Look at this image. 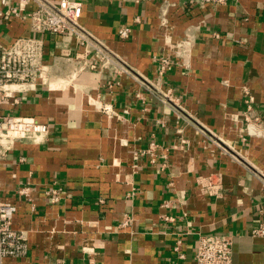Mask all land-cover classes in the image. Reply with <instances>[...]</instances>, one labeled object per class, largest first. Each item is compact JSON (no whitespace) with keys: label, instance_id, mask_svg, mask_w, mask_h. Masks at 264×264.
<instances>
[{"label":"crops","instance_id":"obj_1","mask_svg":"<svg viewBox=\"0 0 264 264\" xmlns=\"http://www.w3.org/2000/svg\"><path fill=\"white\" fill-rule=\"evenodd\" d=\"M75 1L108 59H77L75 39L46 35L44 83L0 107L49 128L0 163V198L15 204L12 227L28 241L24 257L4 264H195L199 234L231 235L233 264H264V239L250 236L264 216V0L191 9L183 0ZM26 31L12 21L0 38ZM182 37L187 66L158 76L154 58ZM154 88H170L171 102ZM248 101L256 132L244 119ZM151 142L154 154H139ZM209 175L218 196L199 184ZM24 185L28 197L17 195ZM58 187L65 194L51 204L45 192Z\"/></svg>","mask_w":264,"mask_h":264},{"label":"built area","instance_id":"obj_2","mask_svg":"<svg viewBox=\"0 0 264 264\" xmlns=\"http://www.w3.org/2000/svg\"><path fill=\"white\" fill-rule=\"evenodd\" d=\"M136 2L142 0H133ZM229 0H183L187 9L206 4L225 5ZM0 25L6 26L12 21L23 24L27 31L13 37L9 41L0 38V107L5 105H17L20 96L35 91L39 84L44 83L46 65L44 64V44L46 35H60L64 41L75 39L77 45L82 47V52L76 54V58L87 59L90 53L97 54L98 58L106 63L108 56L101 44L94 38L92 33L79 24L82 12L81 2L75 0H0ZM166 11L164 10V13ZM165 21L162 19L161 24ZM118 38L125 40L130 35L127 27L118 30ZM189 52V41L182 37L175 42L171 53H161L154 58L157 65V75L162 76L171 67L176 65L187 66L186 61ZM184 63V64H183ZM93 67V65H92ZM163 103L172 100V90L154 88ZM249 102V103H248ZM245 102L244 119L250 130L257 131L250 125V120L257 121L256 115L252 114L251 102ZM99 108L108 113L106 105ZM250 112V113H249ZM48 126L39 123L32 117L17 116L10 111L0 113V163L7 160L10 152L19 142H43L48 133ZM159 146L151 142L149 146L140 150L139 154H154ZM21 157L19 161H23ZM199 184L206 187L209 194L218 196L221 183L214 175L199 179ZM51 204L58 203L65 190L62 187L51 188L45 192ZM19 196H29V186L24 185L18 191ZM100 202H103L100 200ZM34 210V204H31ZM16 206L8 200L0 198V264H4L5 258H21L27 254V232L15 230L12 227L13 216ZM263 213V210L260 211ZM163 220H172L170 216L161 215ZM132 223V218L126 216L120 222L122 227ZM250 236L264 239V216L258 224L251 229ZM183 235L178 234L172 246L177 259L185 258L182 251ZM233 238L228 234H199L195 247V264H233ZM63 264V263H55ZM83 264H94L92 260ZM172 264H180L176 261Z\"/></svg>","mask_w":264,"mask_h":264}]
</instances>
